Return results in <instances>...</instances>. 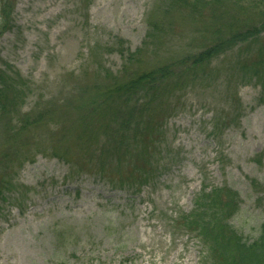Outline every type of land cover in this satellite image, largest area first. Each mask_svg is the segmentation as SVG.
<instances>
[{
	"label": "rangeland",
	"instance_id": "374dc122",
	"mask_svg": "<svg viewBox=\"0 0 264 264\" xmlns=\"http://www.w3.org/2000/svg\"><path fill=\"white\" fill-rule=\"evenodd\" d=\"M180 3L0 0V264H232L187 227L212 190L220 222L260 236L264 0Z\"/></svg>",
	"mask_w": 264,
	"mask_h": 264
},
{
	"label": "trees",
	"instance_id": "16d2710c",
	"mask_svg": "<svg viewBox=\"0 0 264 264\" xmlns=\"http://www.w3.org/2000/svg\"><path fill=\"white\" fill-rule=\"evenodd\" d=\"M176 2L180 3L181 6H183V9L185 12H193L191 11V3L190 0H175ZM180 1V2H179ZM9 10L11 9V7L9 5L3 4L1 11H0V22L3 20V12L5 10ZM12 11V9H11ZM7 19L4 20V24H6V21H11L10 20V16L9 14H7ZM4 24L2 26H4ZM157 24L155 22L150 24V30H153L154 28H156ZM150 34V32L148 33V35ZM218 44V43H217ZM216 45H214L211 49L210 52L206 53L205 56H209V58H213L214 54L213 51L216 48ZM221 50L219 49L218 52H220ZM262 60H264V55ZM162 77L164 78H168L167 73H165L164 70L161 71ZM258 75V74H257ZM175 77V76H174ZM257 77V76H254ZM139 78V77H138ZM176 78V77H175ZM180 80V78H179ZM139 82H143V77L139 78ZM133 85L138 86L137 84H134V82H129L127 84H124L122 86L117 85L115 88H113V92L118 91L120 94V96L122 94H130V93H137L138 89H134ZM12 85L8 84L6 79L4 78V74L3 72H0V111L4 110V105L8 104V97L4 98L5 96H7V92L8 90L6 89H11L12 90ZM3 90V92H2ZM7 92H6V91ZM5 91V92H4ZM142 92V91H140ZM139 92V93H140ZM111 93V94H112ZM110 94V96H111ZM98 95V94H97ZM103 96V93H101L100 96H95L93 95L91 97V99H89V97H86V102L83 101L81 104H83L81 106L80 109H84L85 106H88L89 111H92L93 107L96 108V111L98 113V116L100 115L102 109L104 108V106L109 105L108 103H106L104 106L100 103L101 102V98ZM2 99H4L6 102H4ZM122 105L124 106H128L127 103L122 102ZM99 110V111H98ZM134 110V108L132 109V111ZM139 110H137L138 112ZM121 118H122V114L119 113ZM110 115V114H109ZM102 117H105V115H103ZM43 118V117H42ZM111 122L113 123H117L118 124V129H120V124L117 122V120L112 116L111 117ZM26 121V120H25ZM40 121H38L39 123ZM129 121H125L123 124H125V126L129 125L130 123H128ZM29 122L26 121L25 123L22 122V128L27 127V124ZM121 123V122H120ZM125 126L122 125V133L116 131L115 129L117 127H113L109 124H104L103 127V132L104 133H108V134H112L113 136L116 134L118 135V133L122 136V138H129V139H134V134H129V132H127V130L125 129ZM17 128V125L12 126L11 127V133L10 135H12L13 132H15L14 130ZM143 127H141L142 129ZM139 134V132H136V134ZM23 133H19L17 136H21ZM133 135V136H131ZM131 136V137H130ZM50 141H54L56 144V149L57 150H62L64 151V149H61L62 146L61 145H57L59 142L57 141V139L51 138ZM17 140L12 137L9 136L8 139L6 140V143L8 145L11 146H16ZM122 143V140L120 141L119 145ZM118 145V146H119ZM117 146V147H118ZM121 148H117L118 152ZM104 152L101 149V156L105 155L104 153H106V149H103ZM58 155L60 154L59 152L55 151ZM60 157H63V154L59 155ZM8 175H10V173L7 172ZM4 174L0 175V179L3 180L4 182L2 183V181L0 180V200L4 197L5 192H8L9 190V185H8V181L5 180L4 178ZM208 194L212 195V198L210 199H206L207 197H205V199L202 200V198L199 199V201L197 202V206L196 208L189 213L185 219H187L188 221V225L187 227L190 228L191 230L197 232L206 243L209 244V251L213 253V255L215 257H217V260L219 262H223V258L225 260H232V264H264V223L262 224L261 228H260V236L255 239L254 241H249L247 239H245V237L243 235H241L236 229H234L231 224L229 223L228 219L223 220V222H220L219 218L221 216V208L218 204V202L216 200H218L219 197V193H217L215 190L210 191ZM234 211H232L233 213ZM230 219V218H229Z\"/></svg>",
	"mask_w": 264,
	"mask_h": 264
}]
</instances>
